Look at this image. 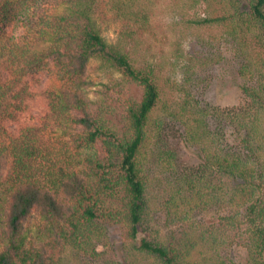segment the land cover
<instances>
[{
  "label": "trees",
  "instance_id": "16d2710c",
  "mask_svg": "<svg viewBox=\"0 0 264 264\" xmlns=\"http://www.w3.org/2000/svg\"><path fill=\"white\" fill-rule=\"evenodd\" d=\"M171 2L183 21L202 5L193 27L209 38L154 64L139 53L151 30L133 0L109 2L122 24L115 44L96 23L97 0H0V264L93 260L112 226L126 264H264V0ZM190 53L233 65L238 103L195 96L193 106L186 86L193 100L180 103L172 78ZM91 60L120 78L99 100L88 95ZM161 117L180 146L154 135ZM54 128L96 147L86 169L54 160ZM182 147L195 158H180Z\"/></svg>",
  "mask_w": 264,
  "mask_h": 264
},
{
  "label": "rangeland",
  "instance_id": "374dc122",
  "mask_svg": "<svg viewBox=\"0 0 264 264\" xmlns=\"http://www.w3.org/2000/svg\"><path fill=\"white\" fill-rule=\"evenodd\" d=\"M171 1L172 0H133V8L136 13L142 9L147 11L145 15H147L148 23L144 28L151 30L148 32L147 38H145L147 42L142 47L144 52L139 51V53L141 56L145 55L147 61L154 64L159 61L160 58L165 60L168 57H172V47L178 46L179 49L184 51L185 55V51L188 49L196 48V50H199L202 42L207 41L209 38L208 32L205 31L202 33L203 36H200V31L193 27L194 19L197 20L199 17L203 16L204 7L202 5H197L195 9L187 13L184 17V21L188 22L190 26L184 29V21L181 20L183 17L176 14L177 7H175ZM109 2L110 0H97L94 18L105 40L110 44H115L121 39L120 31L122 30V24L118 20H115L110 10ZM205 55L206 54H191V56H193H190V58H192L191 61H189L187 57L179 59V66L177 65L178 69L174 72L172 78L176 81L177 85L176 98L181 101L180 103L194 99L192 104L196 106L195 96H197L200 103L205 104L207 101V103L212 104L218 109L227 108V106L238 103L240 93L233 65L231 63L210 65L213 58L210 57V61H208V55ZM184 63H186L187 67H193V71L189 74L192 78V82L189 85L186 81H190V77L186 79L187 76L184 74L185 67L184 69L181 68ZM88 73L93 83V86L88 90V95L93 100H99L101 97L99 91L102 90L105 85L113 83L112 80L120 79L117 73L101 69L99 63L95 60L89 62ZM42 82L44 85L46 84L59 88L57 82L48 81L47 77H43ZM207 85L209 86L206 88ZM183 86H186L187 90L192 88L190 94L193 96V99H191L192 97L190 98L184 95ZM194 90L199 91V94H194ZM42 108V106L34 107L33 113L35 115H42ZM160 121H162L161 129H156L154 135L159 136L160 139L162 138L165 143L167 141L171 146H180V140L176 134L171 131L170 127H165L163 124V117L160 118ZM46 144L54 160L64 161L65 164L71 165V168L76 171L86 169L83 157L91 155L93 153L91 151L92 149L96 152V147L92 149H79L75 141L72 140V137L60 128L47 131ZM99 145H101V142H99ZM179 155L180 158H185V156L195 158L194 153L184 147L181 148ZM166 175L167 178H171L172 174ZM159 176L158 174V177ZM166 180L168 179H165V181ZM157 183L158 180L155 178V182H153L155 187L152 188L155 199L158 198L156 192L164 189L165 186L163 183L159 185ZM1 247L2 236L0 230V249ZM92 248L96 250V257L93 260L88 261L86 258L82 259V256H79V258L75 257L76 259L74 258L71 264H126L123 260L124 252L122 251L119 230L116 227H108L103 237L95 241Z\"/></svg>",
  "mask_w": 264,
  "mask_h": 264
}]
</instances>
